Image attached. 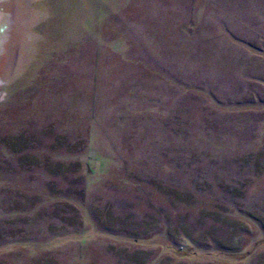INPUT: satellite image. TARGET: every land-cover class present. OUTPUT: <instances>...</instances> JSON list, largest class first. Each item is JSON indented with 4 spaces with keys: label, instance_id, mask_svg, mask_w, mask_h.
<instances>
[{
    "label": "rangeland",
    "instance_id": "1",
    "mask_svg": "<svg viewBox=\"0 0 264 264\" xmlns=\"http://www.w3.org/2000/svg\"><path fill=\"white\" fill-rule=\"evenodd\" d=\"M0 264H264V0H0Z\"/></svg>",
    "mask_w": 264,
    "mask_h": 264
}]
</instances>
